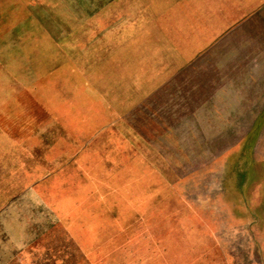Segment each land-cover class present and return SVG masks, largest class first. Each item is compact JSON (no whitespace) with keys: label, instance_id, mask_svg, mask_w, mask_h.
I'll return each mask as SVG.
<instances>
[{"label":"rangeland","instance_id":"obj_1","mask_svg":"<svg viewBox=\"0 0 264 264\" xmlns=\"http://www.w3.org/2000/svg\"><path fill=\"white\" fill-rule=\"evenodd\" d=\"M208 2L0 0V264H264V198L236 195L245 163L228 149L232 116L261 109L209 108L208 119L189 108L188 153L167 152L165 110L182 109L165 103L227 104L231 84L238 104L261 101L264 59L195 40L212 23ZM171 47L199 54L173 93L138 94L134 59L158 68ZM252 125L255 165L264 136Z\"/></svg>","mask_w":264,"mask_h":264},{"label":"crops","instance_id":"obj_2","mask_svg":"<svg viewBox=\"0 0 264 264\" xmlns=\"http://www.w3.org/2000/svg\"><path fill=\"white\" fill-rule=\"evenodd\" d=\"M207 1H209L208 3L212 4L210 5V8H207L209 10V16L210 14H212V23L208 24V27L203 29L201 35L197 36L195 40L200 44L208 42L212 44L229 45L228 51L230 54V59H264V36L248 37L235 35L237 33V30L241 28H262L264 26V0H204V2L206 3ZM211 29H213L212 34L208 37L213 38L206 41L204 39L205 33L208 34ZM188 40L189 39L187 37L185 38V36H183L176 43H188ZM243 44L245 46H240L239 49L241 51L237 52V47L235 45ZM250 44H259L261 48L257 49L256 51H252L250 47L248 48L247 46ZM171 49L172 50L170 51V53L172 55H170L174 56L173 53L176 52H173L172 47ZM197 54H199L198 49L189 47L187 48V51L176 53L175 60L177 62H172L173 57L171 58V56L165 54L159 59V61L165 60L164 65L159 66L158 68L156 67L157 59L155 61L154 59L147 58L143 61V65L141 67L136 66V60L134 59L135 67L127 72V78L129 79L128 82L134 89H136L135 91H139L138 94L143 93L140 91L144 90L146 92L150 91L148 93L155 92L162 87H164V90L167 91V93H173V86H176L177 88V85L173 84L177 80L176 76H183L187 74L189 66L191 64L190 61L194 60ZM253 54H255V56ZM215 91L216 88H213L212 92L215 93ZM222 91H227L229 93L227 104H221L219 101V103H216L215 99L193 100L188 98L173 101L171 100L170 103H165L166 108L169 107L171 109H182L180 111L165 110V117H168L166 118L165 122L170 121L171 125L170 128H166L165 130V140H171V142H169L171 147L167 150V152L170 151L172 153L175 144L178 143L176 144L175 148L177 151L176 155H180V157L187 155L189 132L187 123L190 114H193L190 113L189 108L196 107L197 109H206V111L202 110L201 112L202 115L207 116L208 119L214 115V113L209 108H260L261 111L259 115H254L253 111L250 110V112L248 113L245 112L244 115H242V117H240L239 119H237L236 116H232L234 117V119L231 118V120L228 121V123H239L245 125L243 128L244 131L241 133V135H239V137L238 135H236L238 128L237 125L235 124L229 127L228 149L230 150V152L232 151L234 155H239V158L237 160L240 164L242 162L245 163L244 168L242 170L240 169L239 173L236 172V178L240 183L235 187V193L239 196V198L245 201V203L247 204L246 206H249L252 202V196L253 198H259L257 196L264 198V151H260L259 157L254 165L253 159L255 153L253 148L255 143L253 141H250L254 136L255 130L258 128H254L252 124H259L261 127L260 136H264V87L261 91V101L260 103L256 104H253L252 100L247 97L239 101L240 104H238L236 98L240 92L238 91L236 85L233 86L231 84L228 86V89H222ZM148 93L146 94V96H149ZM144 94L142 95L144 96ZM190 102L195 103H192L190 105ZM231 102L233 104H231ZM233 113L234 112H230L229 115L231 116ZM207 122L213 123V120L210 119L207 120ZM215 138L217 137H212V142H206V145L208 149L211 150V152H214L216 150V147L214 146ZM238 145H240L239 148H237ZM171 164L172 166H174V162H171ZM177 164L178 163H176V165ZM178 167L182 168L181 166ZM256 186H259L261 188L260 192L255 193V191H252V189Z\"/></svg>","mask_w":264,"mask_h":264}]
</instances>
